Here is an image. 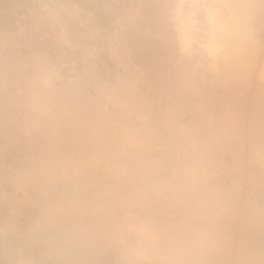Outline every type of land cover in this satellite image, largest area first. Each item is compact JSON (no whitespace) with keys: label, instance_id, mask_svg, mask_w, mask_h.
Segmentation results:
<instances>
[{"label":"clouds","instance_id":"clouds-1","mask_svg":"<svg viewBox=\"0 0 264 264\" xmlns=\"http://www.w3.org/2000/svg\"><path fill=\"white\" fill-rule=\"evenodd\" d=\"M109 20L191 62L254 49L264 0L40 3L0 36L3 264H264V175L251 180L257 164L264 172V94L247 157L133 133L101 146L65 131L88 95L92 60L87 45L76 54L74 37Z\"/></svg>","mask_w":264,"mask_h":264},{"label":"rangeland","instance_id":"rangeland-1","mask_svg":"<svg viewBox=\"0 0 264 264\" xmlns=\"http://www.w3.org/2000/svg\"><path fill=\"white\" fill-rule=\"evenodd\" d=\"M28 1L27 13L17 14L15 26L0 30V36L29 23L40 3H76ZM57 15H61L58 8L53 12ZM258 40L254 49L217 48L188 62L146 39L134 26L120 28L111 20L98 34L76 35V54L87 45L92 55L84 77L89 90L76 105L72 127L65 131L101 146L133 133L190 153L212 147L242 151L247 157L259 144L257 120L264 94V34ZM3 106L0 93V131ZM3 163L0 156V169ZM262 175L257 164L252 182L258 184ZM3 259L0 249V264Z\"/></svg>","mask_w":264,"mask_h":264},{"label":"trees","instance_id":"trees-1","mask_svg":"<svg viewBox=\"0 0 264 264\" xmlns=\"http://www.w3.org/2000/svg\"><path fill=\"white\" fill-rule=\"evenodd\" d=\"M74 1L78 2V0ZM28 2V0H0V30H8L14 27L13 20L16 15L21 12L27 13L25 6ZM21 5L24 6L21 7ZM14 11H16V14Z\"/></svg>","mask_w":264,"mask_h":264}]
</instances>
